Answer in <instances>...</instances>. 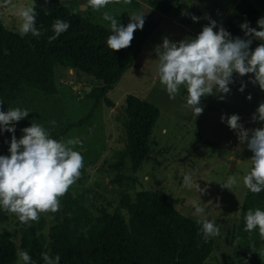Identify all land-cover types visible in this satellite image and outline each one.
Instances as JSON below:
<instances>
[{
	"label": "rangeland",
	"instance_id": "374dc122",
	"mask_svg": "<svg viewBox=\"0 0 264 264\" xmlns=\"http://www.w3.org/2000/svg\"><path fill=\"white\" fill-rule=\"evenodd\" d=\"M62 1H74V6L87 11L95 22L106 27L108 22L102 19L103 11H110L122 24H127L129 14L143 13L142 29L149 30L150 35L141 44L134 65L124 72L107 94L117 103L116 107L110 108L101 101L90 123L63 133L64 128L85 117L96 100L89 95V90L76 88L83 85L81 79L73 69L58 60L55 75L61 83L62 93L51 95L27 87L30 112L28 117L16 122V138H20L23 134L21 129L32 121L43 124L54 138L78 139L79 144L74 147L83 155V167L68 190L93 210L102 204H111L113 210L119 205L123 192L135 196L142 190H162L170 195L172 203L181 213L198 219L192 214L188 203L191 199H197L205 208L207 218L215 219L219 228V234L212 237L214 249L208 259L209 264H264V237L256 230L251 233L244 230V205L248 191L242 182L231 190L217 182H222L228 175L242 177L250 168L249 157L252 155L246 142L240 144L237 131L221 122V115L227 118L233 113L238 114L245 129L260 127L264 122L253 120L252 116L264 103V90L249 81L252 74L240 77L234 73V83L229 85L231 91L222 94L224 99L218 98L221 94L201 97L203 111L195 117L184 106V90L175 99H170L155 71L158 62L156 48L164 38L176 42L188 36L194 37L209 23V19L215 20L218 27H223L240 0H198L210 15H205L195 0H182L169 15L153 11L148 0H110L100 10H93L86 0ZM30 2L8 0L6 5L0 6V23L17 32L14 6L20 7ZM193 15L199 19L193 21ZM182 21L184 24L179 25ZM176 26H180L182 35L172 34ZM259 43L253 39L250 48L254 49ZM80 76L90 78L87 74ZM241 82L245 85L243 91L238 90ZM128 95L138 96L160 108L161 116L154 131L159 148L152 147L148 151L145 161L135 173L128 160L124 173L136 180H126L120 186L112 183L116 173L111 166L119 160L124 145L119 109L126 103ZM249 95L251 99H248ZM49 121L56 123L50 125ZM197 131L202 133L203 139ZM12 135L7 131L0 133V148L5 155L8 154ZM186 172H191L198 179L201 188L207 185L201 199L199 193L182 185ZM256 207L264 208V205ZM123 211L127 214L126 209ZM0 232H9L18 239L19 226L13 213H8L6 220L0 223Z\"/></svg>",
	"mask_w": 264,
	"mask_h": 264
},
{
	"label": "trees",
	"instance_id": "16d2710c",
	"mask_svg": "<svg viewBox=\"0 0 264 264\" xmlns=\"http://www.w3.org/2000/svg\"><path fill=\"white\" fill-rule=\"evenodd\" d=\"M181 1L148 3L156 13L169 15ZM35 9L36 26L41 29L38 38L31 33L21 37L0 23V110L28 109L27 87L60 95L55 66L62 61L77 73L85 90L91 85L88 93L96 100L85 117L63 129L66 133L90 123L101 101L110 108L117 106L107 94L134 65L150 31L135 30L130 45L113 52L105 43L110 29L74 6V1L35 0ZM262 15L264 0H240L223 27L233 37L247 38L239 25L248 21L250 27H257ZM57 18L69 21L70 27L49 41L51 24ZM159 115L156 105L135 95L127 96L119 109L124 145L119 160L111 166L116 173L112 183L121 186L126 180H136L125 175L124 169L128 160L134 173L142 166ZM59 199L57 212L40 213L38 220L27 224L14 214L19 236L16 240L9 232H0V264H15L17 249L27 250L35 264H43L41 253L45 251L59 254L60 264H209L214 249L212 237L204 239L197 219L181 213L165 191L142 190L135 196L123 192L113 210L111 204L93 210L70 190ZM260 205H264V191H248L244 212ZM7 217L8 212L0 211V223Z\"/></svg>",
	"mask_w": 264,
	"mask_h": 264
},
{
	"label": "clouds",
	"instance_id": "9594fccd",
	"mask_svg": "<svg viewBox=\"0 0 264 264\" xmlns=\"http://www.w3.org/2000/svg\"><path fill=\"white\" fill-rule=\"evenodd\" d=\"M110 0H86V4L93 10H100L108 5ZM8 0H0V6L6 5ZM17 17V33L24 37L31 33L33 37L41 35V29L36 26L35 0L15 7ZM102 19L108 22L110 34L106 38V47L113 52L130 45L133 33L142 29L143 13L129 14L127 24L110 11L101 13ZM193 21L199 17L193 15ZM257 27H250L244 21L239 27L244 31V37H233L224 27L217 26L215 20L209 23L194 37L188 36L173 42L164 38L157 46L158 62L156 75L170 99L184 90V106L195 114L202 113L201 97L216 95L224 99V95L231 91L229 85L234 83L233 74L242 77L249 76V81L258 84L264 90V15L256 21ZM70 27L67 20L57 18L51 24L52 35L49 41L55 40ZM214 28L216 29L214 31ZM253 38L260 43L253 49L250 45ZM159 49V51H158ZM245 85L240 84L239 91ZM248 99H251L249 95ZM29 110L22 107H9L0 110V133H12L8 154H0V211L13 213L21 223H29L39 219L40 213H55L62 197L80 175L83 167V155L74 146L79 144L76 138H54L49 130L41 123L31 121L29 126L21 129L19 139L15 136L16 122L28 117ZM221 122L236 130L240 144H245L252 153L250 168L238 178L228 175L222 182V187L232 189L242 182L243 187L251 193L264 191V123L260 127L245 129L240 123L238 114H231L225 118L222 114ZM253 120L264 122V103H261L252 116ZM55 121H49L55 125ZM182 185L201 194L206 192L207 185L201 188L198 179L191 172L182 177ZM189 205L192 214L200 224L199 232L204 239L219 234L215 219H208L205 208L197 199H191ZM244 230L251 233L256 230L264 237V208H250L244 213ZM16 264H35L32 256L25 249H17ZM43 264H60V255H49L48 251L41 253Z\"/></svg>",
	"mask_w": 264,
	"mask_h": 264
},
{
	"label": "crops",
	"instance_id": "0c3cea01",
	"mask_svg": "<svg viewBox=\"0 0 264 264\" xmlns=\"http://www.w3.org/2000/svg\"><path fill=\"white\" fill-rule=\"evenodd\" d=\"M180 24H184V22H183V21H182V23L179 22V25H180ZM175 28H180V26H176ZM180 35H182V33H181ZM130 68H131V67H130ZM160 116H161V110H160L159 118H160ZM159 118H158V120H159ZM158 120H157V122H156V125H155L154 128H153V131H152V134H151V138H150V142H149V144H148V146H147V148H146V156H147L148 151H150V149H151L152 147H157V148H159V144H157V141H156L155 136H154V131H155V128H156V126H157ZM197 132L200 134V137L203 139L204 137L202 136V133L199 132V131H197ZM159 150H160V149H158L157 151H159ZM145 159H146V158H145Z\"/></svg>",
	"mask_w": 264,
	"mask_h": 264
},
{
	"label": "water",
	"instance_id": "95a60500",
	"mask_svg": "<svg viewBox=\"0 0 264 264\" xmlns=\"http://www.w3.org/2000/svg\"><path fill=\"white\" fill-rule=\"evenodd\" d=\"M195 3H196V5L201 9V11L205 14V15H210V12H209V10L206 8V7H204L198 0H195ZM173 35H180L181 34V31H180V29L179 28H175L174 29V31H173V33H172ZM253 44V43H252ZM252 45H250V47H251ZM76 88H80V89H83L84 88V86H76ZM90 86H86V90H90Z\"/></svg>",
	"mask_w": 264,
	"mask_h": 264
}]
</instances>
